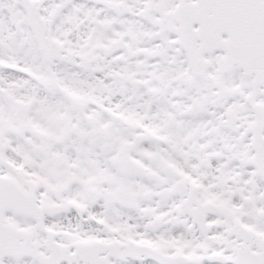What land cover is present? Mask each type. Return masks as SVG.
Instances as JSON below:
<instances>
[{
	"label": "snow or ice",
	"instance_id": "1",
	"mask_svg": "<svg viewBox=\"0 0 264 264\" xmlns=\"http://www.w3.org/2000/svg\"><path fill=\"white\" fill-rule=\"evenodd\" d=\"M0 264H264V0H0Z\"/></svg>",
	"mask_w": 264,
	"mask_h": 264
}]
</instances>
